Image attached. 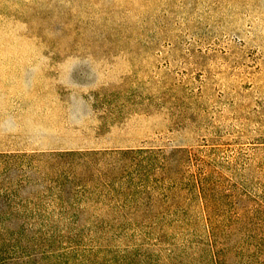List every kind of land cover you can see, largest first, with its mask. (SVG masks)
<instances>
[{
    "label": "rangeland",
    "instance_id": "rangeland-1",
    "mask_svg": "<svg viewBox=\"0 0 264 264\" xmlns=\"http://www.w3.org/2000/svg\"><path fill=\"white\" fill-rule=\"evenodd\" d=\"M0 264H264V0H0Z\"/></svg>",
    "mask_w": 264,
    "mask_h": 264
}]
</instances>
